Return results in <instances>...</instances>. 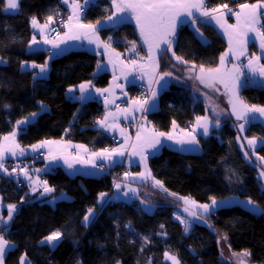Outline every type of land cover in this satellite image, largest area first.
Segmentation results:
<instances>
[{"label":"trees","instance_id":"16d2710c","mask_svg":"<svg viewBox=\"0 0 264 264\" xmlns=\"http://www.w3.org/2000/svg\"><path fill=\"white\" fill-rule=\"evenodd\" d=\"M257 1L208 0L207 7L220 9L226 4L237 8L242 3ZM70 2L19 0L18 12L9 14L6 0H0V58L6 61L0 63V141L17 128L18 120L37 113L35 121L19 130L23 146L66 140L102 151L116 145L92 125L102 116V105L95 101L80 104L68 96L71 87L85 82L93 81L97 88L108 86L109 74L96 75L99 57L95 53L73 50L51 59L46 79H34V72L21 68L25 63L44 65L48 59L46 52L29 50L34 33L32 18L40 23L48 22L49 16L55 23L60 18L67 19ZM110 12V0H99L85 11L83 22L95 24ZM207 34L211 43L201 42L190 26L179 31L172 52L187 61L184 66L195 65L199 69L201 65L205 69L218 66L225 44L212 31L208 30ZM101 35L105 40L110 38L113 46L122 52L132 51L133 42L135 50L141 52L132 25L105 30ZM164 60V70L174 67L169 54ZM137 93L135 87L134 96ZM241 97L249 105L264 107V87L246 85ZM204 114L205 104L194 98L191 89L172 85L161 95L160 109L148 119L157 130L168 132L173 121L189 129ZM240 135L236 124L225 121L218 133L200 138L199 154L165 148L150 160L154 181H161L168 192L199 204H210L212 197L216 200L241 197L250 198L264 210V181L260 178L264 160L258 162L254 157H264V145L249 158L240 146ZM253 137L264 139L262 124L248 123L243 138ZM8 164L10 168L12 163ZM120 169L117 167L101 177H72L62 168L53 169L43 178L55 193L41 201L36 198L43 189L32 193L21 176L0 172L3 204L16 205L7 231L0 233L14 246L5 264H20L22 256L28 264H117V261L167 264L165 252L176 255L180 264H236L233 253L244 250L251 253L246 257L250 263L264 264V213H253L232 204L204 217L207 223L195 224L188 234L175 218L173 203L153 201L156 206L153 212L143 209L138 200L129 204L109 201L101 207L99 194L113 191ZM89 208L97 213L90 225L84 222ZM129 224L131 227H126ZM57 230L62 236L51 247L45 243V237ZM224 236L228 239V259L221 256L219 247V239ZM144 237L148 238L147 243Z\"/></svg>","mask_w":264,"mask_h":264},{"label":"crops","instance_id":"0c3cea01","mask_svg":"<svg viewBox=\"0 0 264 264\" xmlns=\"http://www.w3.org/2000/svg\"><path fill=\"white\" fill-rule=\"evenodd\" d=\"M207 1L205 0V5L207 7ZM73 0L69 3V14L67 15V20L69 23V17L74 16L73 8L70 6ZM76 2L80 5L79 8V22L82 24L87 25V23L83 22V17L85 11H87L90 7L95 6L98 4L99 0H76ZM258 2V1H257ZM254 2V3H257ZM19 3V0H18ZM111 3V12L105 19L99 21V23L91 24L95 25L96 27V38L95 42L90 43L88 37L85 33H89L90 30L86 28H77L75 27L76 19L75 17L71 21L73 27L71 32L69 28H65L62 33L55 38L51 37V31L54 26L53 21L48 22H38L39 27L34 28L33 37L37 41L35 44L30 43L29 50L30 52H46L48 54V59L46 62L47 65V72L37 75L40 73L39 68H32L31 65L33 63H25V67L23 68L24 71L34 72L36 79H46L49 76V62L51 59L56 58L64 53L73 51V50H87L92 53H95L99 57L98 65L96 70V75H101L107 73L110 75V81L108 86L105 88H97L94 85L93 81L85 82L82 84H88V89L84 92V99L81 100L79 97L81 96L79 85L71 87L74 89L73 92L68 91V96L80 104H86L89 102H98L103 107L102 116L97 121V128L103 133L111 138L116 145L108 149L109 152H112L113 149H120L123 152V155L113 154L110 159L104 158H97L94 157L93 153H99L102 151H94L91 150L87 145L82 143H75L66 140H47V141H58L60 142L59 145L57 144H50L45 145L44 147H40L36 150L33 149L32 146H23L19 141V130L25 127L27 124L20 125L14 131H16V141L19 143L21 148L24 149V154L21 155L19 149L16 150V156H11L10 153H5L6 159L4 160L5 168L8 163H12L15 160H21L23 163L29 168V173L26 175H22L21 179L29 184L30 192L36 193L37 183L43 179L44 175L56 168H62L68 175L72 177L76 176H83V177H101L108 173H110L113 169L124 165L127 163L134 171L131 175L123 174L120 176L118 181H115L113 191L107 194L104 198L105 201L109 202H124V203H132L135 200L140 201L141 206L148 212H153L155 210V205L152 203L159 202V203H173L176 207L175 210V218L179 215L189 222L190 228L187 232L188 234L191 233L192 228L195 224H203L205 222L204 217L210 214H203L202 218H196L194 221H190L186 216L180 215L181 213L178 211L177 204H181L179 202L173 201L170 199L163 189L155 184L154 177L152 174V170L150 167V160L151 158L160 155L165 148H169L175 150L177 152L183 154H199L202 152V146L200 143V138H207L219 132L223 123L225 121H231L236 124L238 128V132L241 134L239 143L241 148L245 152L248 153V157L250 158L251 155L254 156L255 151L264 145V139H256L257 143L255 148L252 149L248 146L247 140L243 138V132L240 131L239 125L244 123L245 129L248 123H260L264 126V117L260 116L259 113L249 114L250 119L248 123H245L243 120H237L236 116L232 114V105L229 103V100L232 99V93L228 88H225L224 84L217 81L213 83L210 87H206L204 83H201L199 79L196 77L200 75V69L193 67V66H184L183 62H178L175 57L172 55V51H164L168 46L162 44L160 46V50H154V56L156 61H158V67L155 68L153 71V61L150 58L149 53V46L144 43L143 38L140 35V30L136 25V20L133 18V14L130 11L126 12H117V9ZM249 3V4H254ZM208 8V7H207ZM209 9V8H208ZM19 10H7L6 12L9 14L17 13ZM210 10V9H209ZM263 10V9H262ZM261 10V11H262ZM239 6L232 12H226L225 8H220L217 13H213V15L220 16L222 15V21H227L228 24L235 25L237 23V18L233 15L234 12H239ZM109 16H112V19H109ZM193 19H195V23H193ZM132 25L136 31L139 40V47L141 48V52H122L116 49L113 44L112 40L108 38L107 40L102 38V31L116 29L122 25ZM45 25H47L45 27ZM190 26L194 30L199 28V33L196 31V35L199 40L203 43H211V38L208 36L207 31H212L215 36L221 39L225 44V52L229 50V38L225 34L224 28L220 26L216 22V20L211 19V17L201 16L199 12L193 10V16H180L176 26V34L173 37V45L176 40V37L179 31L185 27ZM262 26L261 20L260 23L257 25L259 28ZM43 29L41 32L40 29ZM69 33L76 34L78 33L79 36L77 39H69L64 34ZM201 34L203 39L201 38ZM255 33H249V42L246 45V52L245 55L240 56L238 59L234 58L231 54L225 60V63L221 65V62L215 68H222V70H232L233 65L238 66L239 72V81L238 83L241 85L238 90L239 97H241V91L245 87L244 85H250L254 87H264V78L260 77L259 74L253 76L252 73L249 71L246 65L248 64L249 59L253 58V56H262V59L259 63L264 64V54H262L260 49V41L259 39L253 40L252 38L255 37ZM45 39L51 41V43H45ZM63 39V42L61 40ZM33 40V38H32ZM53 43H59L58 48L53 47ZM105 45H109V47H105ZM172 45V47H173ZM49 53H52V56H49ZM223 53V54H224ZM117 54H119L117 56ZM170 55V57L174 60L175 65L172 66L170 69L164 70L163 63L166 55ZM222 54V55H223ZM127 58V61L124 58ZM111 61V62H110ZM39 65V64H38ZM213 68V69H215ZM163 72H171L172 75L170 77H165L163 80L160 81V84L151 83L150 81H154L155 79H159V75ZM140 77L141 81L148 86H150L153 90L157 91V96L155 100H150L149 104L145 105L149 110L148 111H141L139 105L134 104L133 101H137L134 98L135 94V77ZM81 85V84H80ZM172 85H178L184 88H189L192 90L194 98L199 101H202L205 104V114L199 117H208L209 123V131L207 135L203 134V128H196V119L193 122L192 127L189 129L179 125L175 122V127H171L168 132L173 136V139L169 140L166 137H159L161 144L157 146V148H145L144 149V156L147 157L146 162L141 160V155L138 154L139 147L137 141V135L142 134L145 136H149L152 133L161 132L157 130L150 120L148 116L151 113L157 112L160 109V98L163 92L168 90ZM231 87V84L229 85ZM97 89H108L109 91L104 92L102 95L98 93ZM107 101V103H106ZM117 101H126V107L117 108L115 106ZM244 101V100H243ZM244 103H246L244 101ZM249 105L248 103H246ZM251 106V105H249ZM43 110H47L46 107H43ZM144 114V118L140 127L136 126V116ZM255 115L256 119L253 121L251 120V116ZM105 117L107 119H105ZM37 116L31 117L27 120L31 122L35 121ZM217 121L219 124L217 125ZM103 122L104 126L101 125ZM193 128H196V131L193 135L196 136L198 143L197 144H179L177 140H184L187 139L185 133L192 132ZM123 129V133L121 132ZM11 134V133H10ZM10 134L6 135L9 136ZM44 142V141H43ZM43 142L37 143L35 145H40ZM9 143L5 142L2 138L0 144ZM219 145V142L217 143ZM65 145H68L65 147ZM83 145V148H77L75 146ZM243 145V147H242ZM133 146H137L136 150H134ZM129 149V150H128ZM51 153V154H50ZM42 154V155H41ZM52 154L56 155V159H52ZM79 154V160H74L72 157L77 156ZM41 155V156H40ZM255 159L259 162L258 158L254 156ZM65 158L72 163V167L69 168L68 165L65 163ZM93 163L96 167H93ZM145 163L147 168L145 167ZM98 165H103V169H98ZM262 167V171H264V166ZM150 171L151 176L148 175ZM261 171V172H262ZM0 172L5 173L4 171L0 170ZM140 173H144L145 175L141 177ZM116 184L120 185V189L117 190L115 187ZM140 185H148L147 188L141 187ZM33 187L36 188L34 192L32 189ZM146 187V186H145ZM129 189H135V193L129 191ZM127 192L128 195L125 196L124 193ZM233 198V197H232ZM236 198V197H235ZM190 200V199H188ZM143 201V203H142ZM192 201V200H190ZM240 202L233 200V204H239ZM99 204L101 207L105 204V202L100 201ZM183 204H186L185 201ZM190 206L195 210V212L202 214L203 210L200 208L194 207L191 203ZM199 204V203H196ZM241 205V204H239ZM251 211H256V209L249 208ZM5 210V214H4ZM262 210V209H261ZM16 212V210H15ZM13 213V217L15 215ZM215 210H212L211 214L214 213ZM258 214V213H257ZM260 214V213H259ZM7 206L3 204L2 196L0 195V216L3 217V221L8 226L11 221L7 219ZM97 213L94 211V216L90 218L89 222H85L86 224L90 225L93 220L95 219ZM13 219V218H12ZM177 220V219H176ZM180 222V220H178ZM5 223H0V228L5 227ZM182 224V223H181ZM184 226V224H182ZM220 240V239H219ZM45 243L51 247H54L57 242L53 244H49L46 240ZM10 247L6 250L5 257H4V264L5 258L10 250L13 249V245L9 243ZM227 250H228V241L226 243ZM220 247V246H219ZM221 251V250H220ZM222 256V255H221ZM178 258V257H177ZM224 258V257H223ZM224 259H228L227 256ZM27 261V260H26ZM28 262V261H27ZM165 262L167 264H171V261L165 258Z\"/></svg>","mask_w":264,"mask_h":264},{"label":"snow or ice","instance_id":"6c2138e0","mask_svg":"<svg viewBox=\"0 0 264 264\" xmlns=\"http://www.w3.org/2000/svg\"><path fill=\"white\" fill-rule=\"evenodd\" d=\"M65 4L68 3V0H63ZM112 5L117 9V12H126L130 11L133 14V18L136 20V25L140 30V35L144 40V43L149 46V53L150 58L153 61V71H155V68L158 67V61H156L154 56V50H160V46L162 44L167 45L168 47L164 49V51H172V45H173V37H175L176 34V26L177 22L179 20L180 16H187L192 17L193 16V10L200 13L201 16L205 17H211V19L216 20L218 24L225 30V34L229 38V50L228 52H225L220 57L221 65L225 63V60L231 54L234 58H239L240 56L245 55L246 52V45L249 42V33H255L256 36L252 39H259L260 41V49L262 54H264V25L260 26L259 28L257 25L260 23V20L262 16H264V13H262V9H264V0H258L257 3L249 4V3H242L239 5L240 11L234 12L233 15L237 18V23L235 25L228 24L227 21H222V13L220 16L213 15V13H217L219 9L212 8L208 9L205 5V0H112ZM73 8L74 16H70L69 23L65 25V27L69 28L70 32L73 27V24L71 21L75 17L76 24L75 27L77 28H86L89 29V33H85V35L88 37L89 42H95V39H98L96 37V27L95 25L91 24H82L79 22V8L80 5L76 2V0H73L72 4L70 5ZM19 7L18 0H6V9L7 10H16ZM224 8H228V6L225 4L223 5ZM230 12L231 9H228ZM48 21L52 20V16H49ZM109 19H112V16H109ZM195 23V19L192 21ZM32 26L34 28L39 27L37 19L35 17L31 20ZM99 23V22H98ZM47 25H45L46 27ZM41 32L43 29H40ZM195 31L199 33V28H196ZM69 39H77L79 34H64ZM201 38L203 39V36L201 34ZM37 41L35 40V37H33L32 43L35 44ZM63 42V39L61 40ZM45 43H51V41H48L45 39ZM31 47V45H30ZM54 48L59 47V43H53ZM105 47H109V45H105ZM136 45L135 42H133L132 51H135ZM119 54H117L118 56ZM173 57L178 62L187 63V61L183 60V57L177 56L176 53L172 52ZM49 56H52V53H49ZM262 59V56H253V58L249 59L248 64L246 67H248L249 71L252 73L253 76H256L259 74L260 77L264 78V64L259 63V61ZM111 62V61H110ZM0 63H6L2 58H0ZM25 67V64L21 65V68L23 69ZM32 68H39L40 74L47 72V65H38L33 63L31 65ZM99 68L100 66L97 65ZM195 67V65H193ZM241 73L239 72V68L236 65H233L232 70H222V68H208L205 69L203 65L200 66V75H198L196 78L200 80L201 83H204L206 87H210L213 83L219 81L224 84L225 88H228L232 93V99L229 100V103L232 105V114L236 116L237 120H243L245 123L249 122L250 115L254 113H259L260 116L264 117V107H259L256 105H247L244 103V101L239 97L238 90L241 85L238 83L239 81V75ZM172 75L171 72H163L159 75V79H155L154 81H150L151 83L160 84V81L163 80L165 77H170ZM36 76H34V79ZM90 83V82H89ZM231 84V87L229 85ZM246 86V85H244ZM81 96L79 99L83 100L84 92L88 89V84H81L79 85ZM69 92H73L74 89L70 88L68 90ZM101 95L109 91L108 89H97L96 90ZM151 91V98L152 100H155L157 96V91L150 89ZM107 103V101H106ZM134 104L139 105V108L141 111H148L149 109L145 107V105L148 104V100L145 99L143 101L137 100L133 101ZM33 117L37 115V113L31 114ZM105 119H107L105 117ZM256 116L252 115L251 120H255ZM30 123L29 120H18L16 122L17 127L20 125ZM101 123L102 126H104L103 122ZM219 124V121H217V125ZM175 121H173V127H175ZM196 128H203V134L207 135L209 131V123H208V117H197L196 118ZM196 128H193L192 132L185 133L187 139L184 140H177L176 142L183 145V144H197L198 140L193 133L196 131ZM239 129L241 132L245 130V124L242 123L239 125ZM121 132L123 133V129H121ZM16 131H13L9 136H4L3 140L5 142L0 144V170L7 172V169L5 168L4 160L6 159L5 153H10L11 156H16L17 152L16 150L19 149V152L21 155L24 154V149L21 148L19 143L16 141ZM159 137H166L167 139L171 140L173 139V136L170 133H164V132H156L152 133L149 136H145L142 134L137 135V141H138V147L139 152L138 154L141 155V160L145 161L147 160V157L144 156L143 152L145 148H157L158 145L161 144V141ZM239 139V137H238ZM247 139V138H245ZM60 142L58 141H44L40 145H33V149L36 150L40 147H44L45 145L50 144H57L59 145ZM248 146L252 149L255 148V145L257 143V140L255 137L252 139L247 140ZM68 145H65L67 147ZM77 148H83V145H77L75 146ZM134 150H136L137 146H133ZM243 147V145H242ZM51 154V153H50ZM113 154L117 155H123V152L120 149H113L112 152H109L107 149L103 150L99 153H93L92 155L97 158H104V159H110ZM248 153L245 152V156H247ZM52 159H56V155L52 154ZM74 160H79V154L77 156L72 157ZM258 159L264 160V157H258ZM65 163L68 165L69 168H71L73 165L69 162L67 158H65ZM93 167H96V165L93 163ZM145 167L147 168V165L145 163ZM15 171V169L13 170ZM11 175V173H9ZM141 177H143L145 174L140 173ZM148 175L151 176L150 171L148 172ZM262 177H264V171L260 173ZM155 184L159 185L164 191H167L166 188H164L163 184L159 180H155ZM115 187L117 190L120 189V185L116 184ZM34 192L36 191V188L33 187L32 189ZM54 189L47 186V182H44L43 191L44 193H50ZM129 191H132L135 193V189H129ZM106 193H100L99 199L100 201H103L107 203V201L104 200ZM125 196L128 195L127 192L124 193ZM172 195H175L174 193ZM181 199L185 200V203H191L194 207L200 208L203 210V213H197L195 211H191L189 208H185V211L189 213V215L202 218L203 214L211 213L212 210L216 207H218V203L215 197H212V203L209 204H196L195 201H190L187 198L181 197ZM236 199V198H229ZM143 203V201H142ZM221 204L225 203L224 201L220 202ZM247 205H250L253 207V209H256L257 206L255 205V202L251 200L250 198L246 201ZM16 210V205L9 204L7 206V219L9 221L13 218V213ZM262 213H264V210H261ZM94 216V209L89 208L87 211V215L84 216V221L89 222L90 218ZM177 220H180L182 224H184V231L187 233L190 228L189 222L186 220L181 219V217L178 215L176 217ZM0 223H5L3 221V217L0 216ZM205 223L207 221L205 220ZM210 228L212 225H208ZM126 227H131V224L126 225ZM163 227V225H161ZM7 231L6 223L4 228H0V233ZM62 236V233L57 230L47 237H45V240L49 244H53L54 242H58ZM147 237H144L145 243H147ZM224 240H227V237H223ZM41 243H44V241H41ZM10 247L9 241L4 238V235L0 234V264H4V257L6 250H8ZM230 247V246H229ZM141 251H143V248H141ZM165 258L169 261H171V264H180V260L177 258L176 255L169 254L168 252L164 253ZM223 255V253H221ZM233 256L236 257V264H248V260H246V257H250L251 253L248 250H244L241 253H233ZM20 264H28L26 261V257L22 256ZM117 264H120L119 261H117ZM149 264L151 262L149 261Z\"/></svg>","mask_w":264,"mask_h":264},{"label":"built area","instance_id":"2783aa9c","mask_svg":"<svg viewBox=\"0 0 264 264\" xmlns=\"http://www.w3.org/2000/svg\"><path fill=\"white\" fill-rule=\"evenodd\" d=\"M236 1L237 0H232L233 3L236 2ZM228 9H231L232 11H234L236 9V6L230 5V6H228V8H225V11L226 12H230ZM262 13H264V9L262 10ZM261 23H262V25H264V16H262V18H261ZM66 24H68V20L66 18H60L55 23V25L52 28L51 37L52 38L58 37L61 34L62 30L64 28H66L65 27ZM134 52H138V51L135 50ZM124 60L127 61V58L125 57ZM135 81H136L135 87H136L138 93L134 96V98L136 100H140V101H143V100L147 99L148 100V104H149V102L151 100V91H150V89H152V88L150 86H148L147 84L143 83L141 81L140 77H138V76L135 77ZM126 104H127L126 101H117L115 106L117 108H123V107H126ZM143 118H144V114H140V115L136 116V126L137 127H140V125L142 124ZM92 125L93 126H97V121H93ZM116 142H118V141H115V143ZM97 168L98 169H103L104 166L103 165H98ZM122 168H124V169H121L120 174L118 175V177L116 179L117 181L120 178V176L123 175V174L131 175V167L128 164H126V167L124 166ZM14 169H15V171H13ZM9 173L17 174L19 176H22V175H26V174L29 173V168L23 163V161L15 160V161L12 162L11 167L9 168V170H7V172H5V174H9ZM44 182H45V179L43 178L37 183L38 190H42L43 189ZM27 185H28V187H30L28 183H27Z\"/></svg>","mask_w":264,"mask_h":264},{"label":"rangeland","instance_id":"374dc122","mask_svg":"<svg viewBox=\"0 0 264 264\" xmlns=\"http://www.w3.org/2000/svg\"><path fill=\"white\" fill-rule=\"evenodd\" d=\"M189 130H190V128H189ZM129 150V149H128ZM126 164L127 163H125L124 165H121V166H119L121 169H124V168H122V167H126ZM6 169L7 170H9V164H7L6 165ZM121 169H120V171H121ZM126 169V168H125ZM124 171V170H123ZM126 173V172H125ZM133 173V169L131 168V174ZM260 178L264 181V177H262L261 175H260ZM117 179V178H116ZM235 198V197H234ZM249 198H241V197H236V199H229V198H227V199H223V200H217V203H218V207H216V208H214L213 210H215V211H217L218 209H220V208H224V207H228V206H230V205H232L233 204V200H236V201H238V202H240L239 204H241L240 206H242V207H244V208H246V209H248L249 211H250V209L249 208H251V206L250 205H247V203H246V201L248 200ZM221 201H224L225 203H223V204H221L220 202ZM212 203V202H211ZM211 203L209 204V205H211ZM256 206H257V208H256V211H251V212H253V213H261L262 211H261V208L257 205V204H255ZM177 207H178V211L181 213L180 215H183L184 217L186 216L190 221L192 220V221H194L197 217H194V216H191V215H189V213L188 212H186L185 211V208H189L191 211H195L191 206H190V204H183V203H181V204H177ZM252 210V209H251ZM208 214H211V213H208ZM182 219L183 220H185L183 217H182ZM198 219V218H197ZM227 241H228V239L227 240H224L223 239V237H220V240H219V246H220V250H221V253H223V255H222V257H228V254H229V252H228V250H227V246H226V243H227Z\"/></svg>","mask_w":264,"mask_h":264},{"label":"water","instance_id":"95a60500","mask_svg":"<svg viewBox=\"0 0 264 264\" xmlns=\"http://www.w3.org/2000/svg\"><path fill=\"white\" fill-rule=\"evenodd\" d=\"M53 189V188H52ZM164 191V190H163ZM165 193H166V195L170 198V199H172L173 201H176V202H179V203H184V199H181V197L180 196H178V195H172L173 193H170V192H168V191H164ZM55 193V190H53L52 192H50V193H44V191H42L41 193H40V195L36 198V200L37 201H41V200H44V199H46V198H48V197H50L51 195H53ZM246 259V258H245ZM247 260V259H246ZM248 264H252V263H250V261H248Z\"/></svg>","mask_w":264,"mask_h":264}]
</instances>
